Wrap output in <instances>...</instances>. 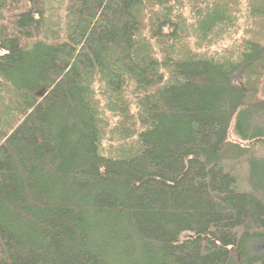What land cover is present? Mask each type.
<instances>
[{"label":"trees","instance_id":"trees-1","mask_svg":"<svg viewBox=\"0 0 264 264\" xmlns=\"http://www.w3.org/2000/svg\"><path fill=\"white\" fill-rule=\"evenodd\" d=\"M256 241L264 0H0V264H264Z\"/></svg>","mask_w":264,"mask_h":264},{"label":"rangeland","instance_id":"rangeland-1","mask_svg":"<svg viewBox=\"0 0 264 264\" xmlns=\"http://www.w3.org/2000/svg\"><path fill=\"white\" fill-rule=\"evenodd\" d=\"M229 138L233 139V140H238L236 134L233 131V125L231 126V129L229 131ZM127 140H130V139H127ZM111 143H113V142H110L108 140L102 141L101 152L106 153V150L110 147ZM115 144H116L117 148L120 147V143H115ZM251 247L255 252L262 251V250H264V242L263 241H256V242L252 243Z\"/></svg>","mask_w":264,"mask_h":264}]
</instances>
